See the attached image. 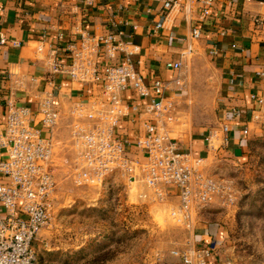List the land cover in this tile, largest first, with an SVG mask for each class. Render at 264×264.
Listing matches in <instances>:
<instances>
[{
  "label": "crops",
  "instance_id": "obj_1",
  "mask_svg": "<svg viewBox=\"0 0 264 264\" xmlns=\"http://www.w3.org/2000/svg\"><path fill=\"white\" fill-rule=\"evenodd\" d=\"M162 2L0 0V40L6 41L0 45V99L9 94L16 101L28 103L36 113L38 103L53 93L59 111L54 149H61L59 138H68L69 127L77 120L74 108L81 105L89 110L99 86L51 74L50 59L66 63L67 46L79 40L81 34L99 38L113 33L116 40L127 44L126 51H132L136 70L146 86H151L155 78L171 82L180 76L181 90L176 91L177 86L171 84L166 92L170 97L177 92V115L179 112L190 120L208 118L202 125L192 123L188 130L173 127L178 136L169 135L182 151L204 160L202 170L206 174L224 164L235 166L247 161L256 141L264 139V107L258 102L264 95V31L253 23L264 15V0H214L208 16L202 15L199 6L189 12L173 11L157 29ZM192 29L199 30L198 39L191 38ZM14 42L18 46H13ZM124 56L125 52L118 50L113 60L103 54L94 60L101 72L105 65L119 62ZM166 62H180L181 68L167 70ZM258 73L263 76L258 77ZM121 97L128 106L135 105L137 111L131 108L116 132L129 143V152L136 154V138L151 115L143 112L145 103L133 91H125ZM3 111L0 102L1 121ZM80 121L87 122L84 117ZM221 124L230 127L228 147L219 148L220 136L208 146V132L216 130L220 135L217 129ZM243 128L248 135L240 143ZM118 179L127 186L124 178ZM134 185L146 188L141 182ZM193 226L202 244L222 241L221 225L202 218Z\"/></svg>",
  "mask_w": 264,
  "mask_h": 264
},
{
  "label": "built area",
  "instance_id": "obj_2",
  "mask_svg": "<svg viewBox=\"0 0 264 264\" xmlns=\"http://www.w3.org/2000/svg\"><path fill=\"white\" fill-rule=\"evenodd\" d=\"M213 3L214 0H163L156 28H162V20L171 12H189L194 6H199L202 15L208 16ZM253 23L264 31V15L255 18ZM199 36V30L192 29L191 38ZM5 43L4 39L0 40V45ZM12 45L18 46L16 42ZM126 46L113 33L99 38L81 34L79 40L67 46L66 63L50 59L51 74L99 86V94L89 110L81 105L74 108L77 120L69 127V145L75 153V184L101 188L116 176L129 184L141 182L158 201L175 196L178 205L172 215L186 229L193 230L192 214L212 203L218 195L224 194L231 202L232 192L224 183L204 173L202 158L182 151L169 137L168 128L176 121L177 92L172 97L166 92L171 84L177 86L176 91L181 90L180 76L171 82L155 78L151 86H146L136 70L133 53L126 51ZM118 50L125 52L124 58L105 65L100 72L94 57L103 54L113 60ZM165 67L179 71L181 63L166 62ZM128 90L144 101L143 112L151 115L136 138V154L129 152V143L116 132L129 110L137 111L135 105L128 106L122 101V93ZM54 96L49 94L40 101L36 113L28 103L16 101L9 94L0 99L4 110V120H0V264H39L32 244L50 223L56 189L54 146L59 111ZM258 102L264 107V95ZM82 117L87 122L80 121ZM217 130L220 135L210 130L206 142L211 146L220 136L219 148L226 149L230 127L221 124ZM247 135L248 130L243 128L240 143L245 142ZM170 254L176 263L159 264H225L216 254L214 241Z\"/></svg>",
  "mask_w": 264,
  "mask_h": 264
},
{
  "label": "rangeland",
  "instance_id": "obj_3",
  "mask_svg": "<svg viewBox=\"0 0 264 264\" xmlns=\"http://www.w3.org/2000/svg\"><path fill=\"white\" fill-rule=\"evenodd\" d=\"M175 117L170 137L178 136V125L188 130L192 123L208 122L207 117L185 119L179 112ZM59 140L63 149H54L51 220L32 244L39 264L176 263L171 251L202 244L194 229H186L172 215L178 205L175 196L158 201L147 187L122 185L119 176V181L109 180L101 188L76 185L69 136ZM206 175L228 186L233 200L227 201L224 194L215 196L192 214V223L204 218L222 226V241L215 244L223 263L264 264V139L256 141L247 161L221 165ZM144 194L150 198L139 197Z\"/></svg>",
  "mask_w": 264,
  "mask_h": 264
},
{
  "label": "water",
  "instance_id": "obj_4",
  "mask_svg": "<svg viewBox=\"0 0 264 264\" xmlns=\"http://www.w3.org/2000/svg\"><path fill=\"white\" fill-rule=\"evenodd\" d=\"M237 155H238V152H237Z\"/></svg>",
  "mask_w": 264,
  "mask_h": 264
}]
</instances>
